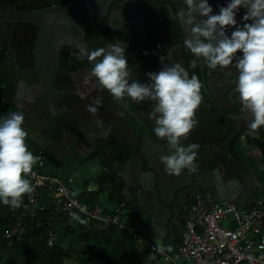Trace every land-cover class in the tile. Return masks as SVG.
<instances>
[{"label": "water", "instance_id": "95a60500", "mask_svg": "<svg viewBox=\"0 0 264 264\" xmlns=\"http://www.w3.org/2000/svg\"><path fill=\"white\" fill-rule=\"evenodd\" d=\"M169 2L174 7V11L172 7L169 8L170 19L181 32L182 47L189 51L186 41L192 38L193 33L178 15L180 11L186 13L187 6L183 0ZM209 2L217 10L216 6L225 4L226 0ZM53 4L43 8L32 6L22 9L16 2L0 0V52L8 53L14 66L13 109L22 112L23 118H27V121L23 119L26 141L30 146L41 149L52 163L79 164L82 157H90L97 162V153L102 149L97 150L96 139L92 140L90 146L92 154L85 156L86 152L81 148L91 139L88 121L79 112V109L84 108L85 112L90 113L82 98V90L88 85H84L82 80L95 63L85 42V32L104 17L114 16L113 11H110L112 0H54ZM120 7L121 13L125 12L131 23L138 19L140 39L144 38L145 21L151 36L168 37L166 41L160 42V47L156 46V40L150 39L149 48L155 53L148 56L150 60L147 58L130 72V77L139 76L135 81H147L146 73L156 67L158 62L156 52L162 50L166 43L171 52L168 49L162 51L170 53L172 64L177 63L184 68L177 46L172 43L169 25L154 0H123ZM243 13L241 9L237 15L238 22ZM196 19L199 21V17ZM67 47L79 52L80 57L88 63L86 70L69 73L59 69V54ZM192 56V61H199V66L194 63L190 69L197 68L200 71L201 90L207 98V101L202 99L196 110L198 126L190 132L187 140L182 139L184 146L191 142L189 140H194L193 143L198 145L195 149V170L186 168L179 174L168 173L160 157L170 155L172 149L166 139L156 136L155 125L147 120L143 129L157 141L141 142L140 135L125 119L135 122L138 106L131 110L106 89L94 87L96 98L101 99L100 105H92L97 108L95 113H98L106 99L111 106L107 120L112 123L110 129L114 134L111 138L114 143L111 146L104 137L97 139L106 145L107 149L103 151L112 163L111 172L116 179L117 195L127 212L126 225L139 238L167 254H172L182 246L184 223L193 217L189 212L191 207L200 205L207 209L217 202L241 206L248 201L254 188L242 176L244 164L235 144L245 146V137L264 138V128L255 131L250 129V114L246 117L241 111L240 98L234 90L237 69L231 65L210 69L205 61ZM68 86L72 89L77 86L81 90L77 92L71 89V95L63 99L65 95L61 96L57 92L68 89ZM143 105L146 106L145 110L153 107L149 101H144ZM53 109L67 113V121L57 124L56 137L54 122L49 126L48 119L46 123L44 121L46 114L49 117ZM42 129L46 133L42 134Z\"/></svg>", "mask_w": 264, "mask_h": 264}, {"label": "clouds", "instance_id": "9594fccd", "mask_svg": "<svg viewBox=\"0 0 264 264\" xmlns=\"http://www.w3.org/2000/svg\"><path fill=\"white\" fill-rule=\"evenodd\" d=\"M183 3L187 11H180L179 18L193 33L186 41L187 48L210 69L229 65L237 69L234 90L239 95L241 111L246 117L250 114L248 127L253 131L264 128V0H226L216 6L217 10L209 0H183ZM241 9L244 13L238 22ZM126 47L121 41L94 50L91 58L95 63L82 83L106 89L116 98L152 102L148 118L154 121L156 136L166 139L172 149L170 155L160 157L165 170L170 174H179L186 168L195 170L198 145L184 146L182 139L187 140L199 124L196 110L203 99L200 78L189 76L182 62L184 68L177 63L165 64L158 72L146 73L147 82L130 83ZM159 60L163 64L164 57ZM100 104L101 99L97 98L94 105ZM96 106L90 105L88 110L95 113ZM23 119L20 111L0 115V203L14 208L21 206L25 194L34 191L27 177L39 160L25 142ZM71 216L80 223L86 222L76 213Z\"/></svg>", "mask_w": 264, "mask_h": 264}, {"label": "built area", "instance_id": "2783aa9c", "mask_svg": "<svg viewBox=\"0 0 264 264\" xmlns=\"http://www.w3.org/2000/svg\"><path fill=\"white\" fill-rule=\"evenodd\" d=\"M7 107L8 102L0 95V115H6ZM34 152L39 160L27 177L34 191L27 194V202L16 209V226L7 235L8 239L15 238L20 242L25 235L22 225L25 214L33 217L38 211H45L43 206L65 215L69 222L74 220L71 213H76L86 221L82 224L91 228L117 226L134 234L129 226L122 224L118 209L116 213H107L95 204L84 203L58 175H43L41 170L46 156L41 149ZM255 154L261 159L259 164L264 163L261 152L257 150ZM258 168L264 176V167ZM46 187L51 192L47 201H38L39 189ZM238 207L231 202L213 203L207 209L200 205L191 207L189 212L193 217L184 223L182 246L172 254H166L151 245V252L166 264H264V207L254 200L246 209L239 210ZM248 234L254 237L247 238ZM57 241L58 234L50 231L46 245L52 248Z\"/></svg>", "mask_w": 264, "mask_h": 264}, {"label": "trees", "instance_id": "16d2710c", "mask_svg": "<svg viewBox=\"0 0 264 264\" xmlns=\"http://www.w3.org/2000/svg\"><path fill=\"white\" fill-rule=\"evenodd\" d=\"M13 80L12 58L8 53L0 52V95L8 105L13 99ZM32 147L38 149L35 145ZM260 148L264 156V150ZM97 156L107 170L102 172L96 193L108 187L116 188L109 157L103 150ZM56 165L61 167L59 163ZM50 193L48 187L41 188L36 198L38 201H47ZM26 202L27 194L23 196L22 204ZM16 209L0 203V264H141L134 234L117 226L94 229L83 224L78 231L80 240L76 241V247L65 249L59 243V238L52 248L48 247L46 240L49 232H55L58 227L63 228L64 239L76 234L74 228L68 226V218L52 210L38 211L33 217L25 214L22 220L25 235L20 242H16L15 238L8 239L7 235L16 226Z\"/></svg>", "mask_w": 264, "mask_h": 264}, {"label": "flooded vegetation", "instance_id": "af4514ba", "mask_svg": "<svg viewBox=\"0 0 264 264\" xmlns=\"http://www.w3.org/2000/svg\"><path fill=\"white\" fill-rule=\"evenodd\" d=\"M3 1L16 2L17 6L22 9H29L32 6H41L43 8L44 6H47L48 4L54 5L53 4L54 0H3ZM76 1H81V0H76ZM122 2L123 0H112L110 11H113L114 16L113 17L106 16L99 22H95L94 24H92L90 28L87 29L85 32V42L88 45L91 52H93L99 47H106L108 44H113V43H117L121 41L125 42L127 45L126 54H127V60L129 63V68H130L129 70L130 72H132L141 63H143L147 58L149 59L148 56L150 54L155 53L149 48L150 39L156 40V46L160 47V42L166 41L168 37L164 38L162 35L161 36L160 35L151 36L149 34V28H148L147 22L145 21L144 38L140 39L139 37H140L141 29L138 24V19L136 18V21L131 23L129 16L126 15L125 12L121 13L120 5L122 4ZM154 3L156 4L160 14L162 15L166 23L169 25V28L171 30L172 39L175 42L174 43L172 41V43L174 46H177L179 57H180L181 63L182 62L184 63L185 70L188 72L189 76L196 75L201 80V75L199 73V70L194 69V68L190 69L191 68L190 65L192 66L194 63L196 64V62L192 61L193 59L192 54L189 51H185V49L182 47L181 32L179 31V28L176 25V23L170 19L169 8L172 7V10L174 11V7L171 6L169 0H154ZM122 19L124 20L122 21ZM170 46H172V44H170ZM165 49H168L167 43L165 44V47L162 50H165ZM162 50H158L157 51L158 53L156 52L158 62H157V65H155L156 67H153L150 72H158L163 65L172 64L171 61L169 60L170 53L163 52ZM160 56L164 57L163 64H159ZM59 58H60L59 69L63 72L79 73L88 68V63L80 57L79 52L75 50H71L70 47L63 48L59 54ZM198 65L199 63H197V66ZM202 65L204 66V64H201V67ZM88 73L89 72H87L86 75ZM138 78L140 77L139 76L130 77V79H133V80L138 79ZM130 79H129V82H130ZM140 82L145 83L147 81L141 80ZM71 89L72 87L68 86V89L63 88L64 91H58L57 93L59 95L61 94V96L65 95L63 97V99H65L71 95L70 92L73 89H76L77 92H80L81 90L80 87L77 88V86H74L73 89L72 90ZM86 89L88 90L86 91ZM201 94H202L203 99L207 101V98L202 93V90H201ZM82 98L86 102L85 105L87 106V108L90 105H94V101L97 99L95 96V88L92 87L91 85H88L87 88H83ZM120 100L131 110H134V107L138 106L137 108H139L140 110V111L137 110L138 116L136 112L134 115V118L136 121L134 122L133 120H129L128 118H125V119L128 121V123L131 126H133L135 131L138 133V136L140 135L141 142L150 141L151 143H155L157 140L153 136L149 135L148 132L143 129L144 123L147 122V120L151 122L153 125H155L154 121L148 118V113L151 110H145L146 106L143 105L144 102L137 103L135 101H131V99H129L128 97L120 98ZM12 104H13V100H12V103L8 105L7 107V114L9 113V111L10 113L13 111H16L15 109H12L13 107ZM142 106H143V109H142ZM75 107H77V109L79 108V106H75ZM110 108L111 106H109V101L108 99H106L105 104L101 108H99L98 113H93V112L89 113L88 111L85 112L84 108L79 109V112L81 113V115L84 116L88 121V132L91 135L90 136L91 139L89 143L88 144L85 143L88 148L85 145H81V148L83 149V151L86 152L85 156H88L89 154L93 153L90 146H92V140L94 139H96L97 150L98 149L104 150L106 148L104 141H102L101 139H97V138L104 137L111 146L113 145L114 141L111 138L114 137V134L112 133L110 129V127H112L111 126L112 123L111 121L107 120L108 114L110 112L109 110ZM51 113L52 114H50L49 117H48V114H46V120L44 121L46 123L48 119L49 126H51L52 123L54 122V137H56L57 135L56 131L58 128L57 124L67 121V118H66L67 113L66 111H60L57 109H53ZM24 120L27 121V118L24 117ZM98 121L102 122V124H98L97 123ZM137 125H139V127ZM109 129H110V132L107 131ZM44 133H46V131L42 129V134ZM189 141H191L190 143L195 142L194 140L193 141L189 140ZM26 144L29 145L28 142Z\"/></svg>", "mask_w": 264, "mask_h": 264}, {"label": "crops", "instance_id": "0c3cea01", "mask_svg": "<svg viewBox=\"0 0 264 264\" xmlns=\"http://www.w3.org/2000/svg\"><path fill=\"white\" fill-rule=\"evenodd\" d=\"M245 146L242 144H235V149L240 154L242 163L244 164L242 176L246 179L247 183L252 185L253 193L252 197L249 198V201L239 207L246 209L249 204H252V201L255 200L256 203L264 206V176H262L259 166L264 167V163L259 164L261 159L256 158V151L261 150L260 147L264 150V138L262 139H251L245 137ZM28 149L33 152L35 155V148L29 145ZM264 159V156H263ZM106 167L103 166L101 160L98 159L96 162L90 157H82L79 164H68L61 165L58 167L56 163H52L46 157L45 164L41 170L43 175L47 176H59L63 182H66L74 194L79 195L81 200L87 204H95L100 207L103 211L107 213H116L117 209L120 212V220L124 226H126L127 212L125 208L121 207L122 200L118 197L117 187L112 188L108 187L100 193H96L99 185L100 177L102 172ZM105 170V171H106ZM43 206V205H41ZM44 210H47V206H43ZM82 223L77 220H72L69 222L68 226L74 228L76 234L74 237H67L64 239L63 233L64 230L62 227H58L55 232L58 234L59 243L64 246L65 249L70 247H76V241H79V230L82 227ZM129 226V225H127ZM130 227V226H129ZM131 228V227H130ZM129 228V229H130ZM132 230V229H131ZM133 231V230H132ZM136 235V248L139 253L140 263L141 264H166L162 259L154 255L150 250V243L139 238V236L133 231ZM254 237L252 234H248L247 238Z\"/></svg>", "mask_w": 264, "mask_h": 264}, {"label": "rangeland", "instance_id": "374dc122", "mask_svg": "<svg viewBox=\"0 0 264 264\" xmlns=\"http://www.w3.org/2000/svg\"><path fill=\"white\" fill-rule=\"evenodd\" d=\"M10 67L12 68L11 65H10ZM9 113H10V111H9ZM9 113H8V114H9ZM98 159H99V157H98ZM99 160H100V159H99ZM110 169H111V168H110ZM104 170H106V169H104ZM238 209L241 210L242 208H241V207H238ZM223 226L225 227V224H224Z\"/></svg>", "mask_w": 264, "mask_h": 264}]
</instances>
